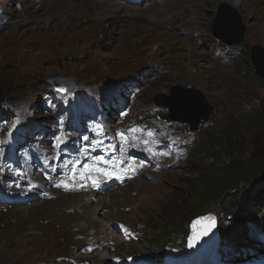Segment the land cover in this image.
<instances>
[{
	"label": "rangeland",
	"instance_id": "374dc122",
	"mask_svg": "<svg viewBox=\"0 0 264 264\" xmlns=\"http://www.w3.org/2000/svg\"><path fill=\"white\" fill-rule=\"evenodd\" d=\"M92 1L98 13L87 0H0V180L17 175L8 154L20 166L25 151L38 160L41 152L69 153L67 135L80 145L93 132L82 104L106 96L121 101V109L107 110L110 133H138L126 146L141 161L157 162L138 165L135 181L109 193H64L39 179L37 189L14 191L36 200L0 202V264H245L264 257V81L250 62L251 49L264 48V0H148L138 8ZM222 4L243 20L240 45L213 36ZM56 76L74 79L77 89L57 92L49 83ZM176 85L200 90L214 108L196 133L162 119L170 111L154 105ZM223 165L241 171L237 194L255 192L242 216L229 211L228 198L220 203L202 192ZM90 198L96 202L85 212L80 203ZM207 214L217 219L220 242L205 257L185 243L189 219ZM94 217L108 233L101 235ZM106 235L114 239L108 247L86 249ZM106 253L103 263L93 256Z\"/></svg>",
	"mask_w": 264,
	"mask_h": 264
},
{
	"label": "water",
	"instance_id": "95a60500",
	"mask_svg": "<svg viewBox=\"0 0 264 264\" xmlns=\"http://www.w3.org/2000/svg\"><path fill=\"white\" fill-rule=\"evenodd\" d=\"M213 36L222 41L227 47L240 45L246 35V27L237 11L227 4H222L212 26ZM250 62L254 66L259 78L264 81V48L254 46L251 49ZM55 90L66 89L70 93L75 91L77 83L72 78L56 76L49 80ZM154 105L157 108L168 109L170 114L162 119L168 122L189 124L188 133H196L200 126L205 125L214 110L203 92L191 86L176 85L171 94L156 95ZM190 233L187 247L191 252L208 257L212 248L219 244L220 234L217 219L213 214L198 216L189 225Z\"/></svg>",
	"mask_w": 264,
	"mask_h": 264
},
{
	"label": "bare ground",
	"instance_id": "6f19581e",
	"mask_svg": "<svg viewBox=\"0 0 264 264\" xmlns=\"http://www.w3.org/2000/svg\"><path fill=\"white\" fill-rule=\"evenodd\" d=\"M87 1L91 4V7L93 6V8H95L96 12L98 13L99 9H101V8H98L99 6L94 5L92 0H87ZM103 1L107 2V3H113L114 2V3L120 4L118 1H115V0H103ZM153 1H151V2H153ZM94 2L97 5L102 3L100 0H98V1L94 0ZM145 2H147V1H144L141 4V7H143L145 5ZM151 2H150V4H151ZM121 3H123V2H121ZM120 6H122V5H120ZM130 6L138 8L139 5H131L130 4ZM233 6L236 7L235 4ZM108 8H116L117 11H120L121 9H123V8L125 9L126 7H123V6L122 7H118L116 5H110ZM189 35H191V34H189ZM89 154H90L89 150H86L83 153L82 150L77 149L71 155H68V157L70 159H65L67 161L70 160L71 164L74 165V168H70V166L73 167L72 165L67 167L69 173L72 175V178H74L76 175H81L83 172H86L88 170H93V166L95 165L94 157L97 156V154H100L101 156H104V152L102 150L97 151L93 156H89ZM154 154H156V153L154 152ZM132 157L133 158L136 157L138 159H141V157L137 156V155H133ZM106 158H107V160H109V159H111V156H108ZM115 161L117 162L118 160L116 159ZM128 162L129 161H123L121 163V167L125 168L127 170L128 169V167H127ZM98 167L101 170H104L105 166L102 164V165H99ZM142 169H145V168L142 166ZM130 179H131V177L129 175H125L123 177H114L112 174L107 173L106 171H103V174L101 176H99L95 181L89 182L87 185H84L82 188L84 190V193H86L87 195L88 194L96 195L97 193H100L99 191H105V193H109L112 190L115 191L114 189H120V188H123V187L127 186V184H129V180ZM135 180L136 179H133L132 181H135ZM39 182L40 183H45L46 185L50 184V182H48V181L44 182L43 178L39 179ZM43 186H45V185H43ZM72 189L75 190L76 188L72 187ZM76 193H78L77 190L74 191V194H76ZM99 201H101V200H99ZM94 202H96V200L93 199V198H90L88 201H85V200L82 201L80 203V206H81L82 210H84L86 212V210L91 208V206H92V204ZM95 212H96V210H95ZM93 216H94V214H93ZM92 220L94 222H96V223H99L101 228H103V231H102L101 235L102 234L104 235L105 233L109 232V228H110L109 225H108L109 227L108 226L106 227L105 225H102L100 222H98L97 218H95V217ZM117 229H119V228H117ZM120 232H121V234H123V231L121 230V228H120ZM91 236H93V235H91ZM113 240H114L113 238H110L107 235L102 237V240H99V239L97 240L96 238H94V241H93L94 243L88 245L89 247L86 248V249H88L89 252L92 250V246H97V247H99V249H103L105 247H108L107 244L110 243ZM97 250H98V248H95V250L93 252H95ZM93 252L91 254H93ZM93 256H94V258L95 257L97 258V260L99 261L98 263L106 262L110 258L108 253L102 254V255L101 254L100 255H95L94 254Z\"/></svg>",
	"mask_w": 264,
	"mask_h": 264
},
{
	"label": "trees",
	"instance_id": "16d2710c",
	"mask_svg": "<svg viewBox=\"0 0 264 264\" xmlns=\"http://www.w3.org/2000/svg\"><path fill=\"white\" fill-rule=\"evenodd\" d=\"M4 99V96L0 95V102ZM1 113V110H0ZM53 119V117L48 118ZM241 171H238L237 169L234 170L230 165H223L217 167L215 171H213L208 178L207 184L203 187V191L205 192L207 199H214L216 202H222L225 200V197L227 199V203H225L226 207L229 209V211L232 214H235L236 216H242L243 213L246 212L247 206L251 203L252 199L255 196V192H251V190H247V195L243 194H237L235 190V179L238 178L237 175ZM254 176H250L249 178L252 179ZM253 180V179H252ZM253 183V182H252ZM250 183V187H254ZM257 185V183H256ZM264 187V185H262ZM193 216L189 219L188 224L192 222ZM188 225V226H189ZM171 228L174 226H170ZM190 232L189 230L187 231ZM185 247H187V241L185 243ZM160 253H162V249H160Z\"/></svg>",
	"mask_w": 264,
	"mask_h": 264
},
{
	"label": "snow or ice",
	"instance_id": "6c2138e0",
	"mask_svg": "<svg viewBox=\"0 0 264 264\" xmlns=\"http://www.w3.org/2000/svg\"><path fill=\"white\" fill-rule=\"evenodd\" d=\"M57 91L66 92L67 90L66 89H63V88H59V89H57Z\"/></svg>",
	"mask_w": 264,
	"mask_h": 264
}]
</instances>
